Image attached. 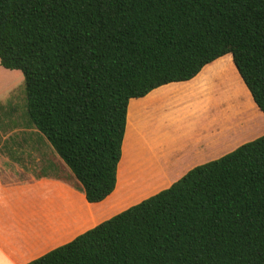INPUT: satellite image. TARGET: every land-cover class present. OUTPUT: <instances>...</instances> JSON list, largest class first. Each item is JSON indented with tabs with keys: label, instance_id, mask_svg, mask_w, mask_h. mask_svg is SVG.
Returning <instances> with one entry per match:
<instances>
[{
	"label": "trees",
	"instance_id": "16d2710c",
	"mask_svg": "<svg viewBox=\"0 0 264 264\" xmlns=\"http://www.w3.org/2000/svg\"><path fill=\"white\" fill-rule=\"evenodd\" d=\"M227 53L264 113V0H0V65L88 202L115 188L129 99ZM25 264H264V134Z\"/></svg>",
	"mask_w": 264,
	"mask_h": 264
},
{
	"label": "crops",
	"instance_id": "0c3cea01",
	"mask_svg": "<svg viewBox=\"0 0 264 264\" xmlns=\"http://www.w3.org/2000/svg\"><path fill=\"white\" fill-rule=\"evenodd\" d=\"M247 90L227 53L188 80L130 98L115 188L98 202L85 199L54 151L33 148L45 166L34 172L13 159L22 148L0 144V264H25L263 135L264 113Z\"/></svg>",
	"mask_w": 264,
	"mask_h": 264
},
{
	"label": "rangeland",
	"instance_id": "374dc122",
	"mask_svg": "<svg viewBox=\"0 0 264 264\" xmlns=\"http://www.w3.org/2000/svg\"><path fill=\"white\" fill-rule=\"evenodd\" d=\"M233 65V64H232ZM231 65V66H232ZM248 92V90H247ZM255 117L253 121H257ZM0 144L22 148L24 153L13 152V159L19 161L34 172L45 166L35 160L33 149L38 147L45 156H51L52 147L45 137L36 130L26 113V96L23 75L18 69H6L0 65ZM60 173L65 176L67 170L59 165Z\"/></svg>",
	"mask_w": 264,
	"mask_h": 264
}]
</instances>
